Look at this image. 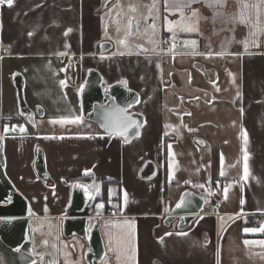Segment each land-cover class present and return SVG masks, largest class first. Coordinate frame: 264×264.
<instances>
[{
	"label": "crops",
	"instance_id": "obj_1",
	"mask_svg": "<svg viewBox=\"0 0 264 264\" xmlns=\"http://www.w3.org/2000/svg\"><path fill=\"white\" fill-rule=\"evenodd\" d=\"M117 2L0 4L6 173L31 205L32 226L45 219L53 228L35 255L45 264H86L85 243L65 238L62 221L72 183L93 172L111 183L107 196L122 211L97 203L105 257L96 264H264V0H155L159 45L133 42L131 28L123 42L132 48L115 50V22L123 18L107 11ZM106 42L112 49L101 53ZM93 68L108 85L125 80L140 94L134 109L145 125L138 137L126 142L84 119L79 89ZM15 74L24 79L36 127L19 113ZM12 115L21 121L4 124ZM38 147L47 180L34 169ZM150 161L157 174L144 179ZM186 189L208 200L205 209L183 231L178 221L165 226L167 203ZM213 195L224 201H209Z\"/></svg>",
	"mask_w": 264,
	"mask_h": 264
},
{
	"label": "water",
	"instance_id": "obj_2",
	"mask_svg": "<svg viewBox=\"0 0 264 264\" xmlns=\"http://www.w3.org/2000/svg\"><path fill=\"white\" fill-rule=\"evenodd\" d=\"M15 0H13L14 2ZM7 5V3H3ZM136 34L135 23H132V35ZM112 49L109 42L101 45L103 53ZM17 89L19 113L29 124L36 127V113L31 110L24 98V79L20 74L13 76ZM82 115L84 119L96 123L100 129L110 135H117L129 142L138 137L145 125V116L136 111L141 96L128 87L127 81L120 80L108 85L99 70L93 68L87 73L79 89ZM117 109H126V115L136 121L133 126L121 134L107 126L105 119L108 113ZM40 113V111H37ZM34 169L41 180L49 175L45 167L44 152L38 147ZM157 174V166L147 162L140 175L149 179ZM101 182L93 172L86 173L84 179L72 183L71 197L62 221V234L65 238L78 237L85 243L84 258L86 264L100 263L105 257V247L101 236L100 213L96 206L101 192ZM183 201L182 207H177ZM206 199L203 195L186 189L175 204L167 203L164 225L169 227L178 221L177 228L183 231L189 228L203 212ZM33 211L28 199L16 188L6 173L5 140L0 135V264H45L44 256H37L33 251L32 223ZM19 249V251H16Z\"/></svg>",
	"mask_w": 264,
	"mask_h": 264
},
{
	"label": "rangeland",
	"instance_id": "obj_3",
	"mask_svg": "<svg viewBox=\"0 0 264 264\" xmlns=\"http://www.w3.org/2000/svg\"><path fill=\"white\" fill-rule=\"evenodd\" d=\"M133 0H126L120 2H117L115 5L111 7L108 13L115 12V14L120 13L122 19V25L118 24V22H115V37L114 40V46L115 50L125 49V48H132V45H127L125 47L124 40L127 36V31L131 30V26L129 25V21L135 20V23L137 24V33L132 36L133 42H140V44H144L143 42L147 41L148 38L151 40L153 39V42L155 45H159L161 36H162V29L161 26L158 25L157 21V14L151 11V6L155 2V0H136L135 6L133 5L131 8L128 7L129 4ZM157 1V0H156ZM129 3V4H128ZM134 10H138V13H134ZM140 20V22H138ZM124 21V26H123ZM153 21V22H152ZM166 33H168V30H165ZM163 33V34H166ZM1 135V134H0ZM3 137V135H1ZM4 138V137H3ZM37 153V152H36ZM103 192L100 195V201L98 202L103 203V205L106 203V200L104 199ZM206 201H208L206 199ZM50 221L45 219H38L35 224L32 226V238H33V251L35 253H38L39 250L44 249L46 246L47 241H51L53 238V231L51 227H49ZM53 226V225H52ZM47 228V229H45ZM47 230V232H45ZM54 248V244H53Z\"/></svg>",
	"mask_w": 264,
	"mask_h": 264
},
{
	"label": "snow or ice",
	"instance_id": "obj_4",
	"mask_svg": "<svg viewBox=\"0 0 264 264\" xmlns=\"http://www.w3.org/2000/svg\"><path fill=\"white\" fill-rule=\"evenodd\" d=\"M7 3V5L9 7L12 6L13 4V0H0V4L3 3ZM192 2H196V0H189V4L186 6H190V4ZM193 16L197 15L196 12L192 13ZM132 21H129V25L131 26ZM171 23V22H170ZM171 27L169 28V31H171ZM190 30V29H189ZM70 31V29H69ZM64 53H61V55H63ZM242 111V109H241ZM126 109H117L116 112L114 113H108L105 117L106 121H107V126L114 129V130H120L121 134L125 133L128 131L129 128L136 126L138 127V124L136 121L132 120L131 117L127 116L126 114ZM190 114V113H189ZM79 119V118H77ZM69 122H76V121H69ZM53 123H56V121H53ZM61 123H63V121H61ZM245 144H247V137L245 134ZM247 153L245 152V156H244V160H245V165H244V174H245V178H247L248 175V165H247ZM202 187V185H201ZM183 201H181L179 204H177V207H182L183 206ZM101 207H103V205H101ZM245 231H256L255 229L249 230V229H245ZM260 231H264V228H261ZM183 234V233H181ZM169 235H171L169 233ZM249 243V241H245V244ZM264 243V242H262ZM16 251H19V249H16ZM33 264H35V262H33Z\"/></svg>",
	"mask_w": 264,
	"mask_h": 264
},
{
	"label": "built area",
	"instance_id": "obj_5",
	"mask_svg": "<svg viewBox=\"0 0 264 264\" xmlns=\"http://www.w3.org/2000/svg\"><path fill=\"white\" fill-rule=\"evenodd\" d=\"M209 201L214 203H221L224 201L223 198H217L216 196H210ZM107 207L111 210V214L119 215L122 213L119 202L114 198H109L106 202ZM261 221V220H259Z\"/></svg>",
	"mask_w": 264,
	"mask_h": 264
},
{
	"label": "trees",
	"instance_id": "obj_6",
	"mask_svg": "<svg viewBox=\"0 0 264 264\" xmlns=\"http://www.w3.org/2000/svg\"><path fill=\"white\" fill-rule=\"evenodd\" d=\"M21 121L19 115H12V116H6L4 117L3 119V123L4 124H10V125H14V124H17ZM111 183L110 182H102L101 185H102V192H103V196H104V199L107 200L109 199L108 196H107V187L110 185Z\"/></svg>",
	"mask_w": 264,
	"mask_h": 264
},
{
	"label": "flooded vegetation",
	"instance_id": "obj_7",
	"mask_svg": "<svg viewBox=\"0 0 264 264\" xmlns=\"http://www.w3.org/2000/svg\"><path fill=\"white\" fill-rule=\"evenodd\" d=\"M101 44H103V43H101ZM101 44L99 45V50L101 51V53H102V50H101ZM72 65H73V67L75 66V63H72ZM79 68V64H78V67H77V69ZM72 70H74L73 68H72ZM79 70V69H78ZM89 71V70H88Z\"/></svg>",
	"mask_w": 264,
	"mask_h": 264
}]
</instances>
